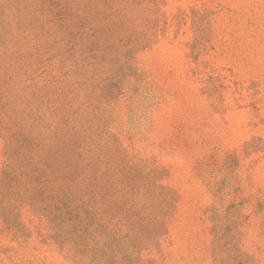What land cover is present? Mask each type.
Listing matches in <instances>:
<instances>
[{
	"label": "rangeland",
	"instance_id": "374dc122",
	"mask_svg": "<svg viewBox=\"0 0 264 264\" xmlns=\"http://www.w3.org/2000/svg\"><path fill=\"white\" fill-rule=\"evenodd\" d=\"M0 264H264V0H0Z\"/></svg>",
	"mask_w": 264,
	"mask_h": 264
}]
</instances>
